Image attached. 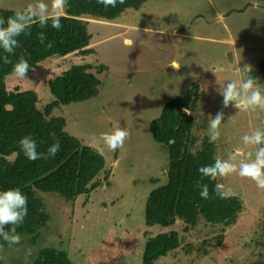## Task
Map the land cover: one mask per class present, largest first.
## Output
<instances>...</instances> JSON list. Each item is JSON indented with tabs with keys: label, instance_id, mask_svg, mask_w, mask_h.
<instances>
[{
	"label": "rangeland",
	"instance_id": "rangeland-1",
	"mask_svg": "<svg viewBox=\"0 0 264 264\" xmlns=\"http://www.w3.org/2000/svg\"><path fill=\"white\" fill-rule=\"evenodd\" d=\"M43 2L51 13V2ZM35 3L37 0H0V9L23 11ZM222 10L233 15L230 27L236 43L224 28ZM172 30L183 34L174 37L177 45ZM89 31L95 53L48 60L25 79L12 74L7 81L9 87L17 83L34 88L46 104L53 98L50 79L74 64L93 65L90 71L101 80L99 94L63 105L57 113L66 117L72 135L104 155L106 167L98 178L102 184L72 202L55 193L39 192L50 220L35 242L25 235L20 246L0 247V261L5 264H33L44 247L66 251L74 264H143L146 240L161 228L145 223L147 198L151 190L167 182L169 162L168 150L153 138L150 123L177 96L193 91L197 101L191 111L193 131L200 137L209 135V121L223 112L217 140L221 159L229 160L237 148L244 155L232 162L238 165L241 160L255 159L259 146L244 145L243 137L257 129L264 131V110L224 107L221 91L231 81L242 83L251 78L264 95V77L252 72L264 58V0H150L140 10H128L116 22L90 19ZM127 34L132 45L125 42ZM208 36L226 37L228 51ZM169 43L170 56L175 51L181 64L178 71L167 61L166 65L160 63L153 52ZM233 48L239 56L233 55ZM117 127L129 136L113 152L100 136ZM223 179L226 188L241 196L247 207L237 223L226 227L201 218L184 231L186 224L178 221L181 248L156 264H250L264 255V190L238 172Z\"/></svg>",
	"mask_w": 264,
	"mask_h": 264
},
{
	"label": "trees",
	"instance_id": "trees-1",
	"mask_svg": "<svg viewBox=\"0 0 264 264\" xmlns=\"http://www.w3.org/2000/svg\"><path fill=\"white\" fill-rule=\"evenodd\" d=\"M148 1L125 0L124 4L105 9L96 0H68V6L60 14L62 27L59 30L51 27L50 20L45 28L33 23L16 38L18 46L13 54L0 48V191L19 189L28 201L27 216L16 228L20 243L10 246L0 238V247L20 246L25 235L36 241L51 217L39 192L55 193L72 202L101 186L98 178L106 167L104 155L72 135L67 130L66 117L57 113L63 105L85 101L99 94L101 80L90 71L93 65L74 64L50 79L48 86L53 98L46 104H42L41 94L34 88L17 83L9 87L7 77L13 74V65L23 58L29 64L27 73H32L48 60L75 53H95L90 47L93 38L89 31L90 19L116 22L128 10H140ZM239 11L244 12L245 9ZM15 12L0 9L4 26L7 18L14 16ZM41 32L45 36L43 44L38 39ZM49 44L51 47H48ZM5 56L10 63H4ZM252 72L264 77V58ZM196 102L193 91L177 96L167 102L160 116L150 123L153 138L168 150L169 162L167 182L151 190L147 198L145 223L161 228L147 238L143 264H156L160 259L178 252L182 243L178 221L186 224L184 231L197 225L201 218L212 225L230 227L237 223L239 215L247 208L241 196L233 192L227 199L215 195L214 184L225 185V179H201L198 169L221 158L218 156L217 141L210 143L209 135L200 137L193 131L195 118L185 109L194 111ZM53 132L60 144V150L54 157L31 161L20 150L18 142L28 136L37 143L38 152L47 154L54 143ZM198 183L208 185V199L200 196ZM0 264L5 263L0 261ZM33 264L74 263L66 251L44 247L39 250ZM250 264H264V255Z\"/></svg>",
	"mask_w": 264,
	"mask_h": 264
},
{
	"label": "clouds",
	"instance_id": "clouds-1",
	"mask_svg": "<svg viewBox=\"0 0 264 264\" xmlns=\"http://www.w3.org/2000/svg\"><path fill=\"white\" fill-rule=\"evenodd\" d=\"M98 5L105 9L111 7L115 8L117 4H124L125 0H96ZM68 6V0H51L52 12H49L48 4L43 0H37V3L29 4L23 11H16L14 16L8 17L6 21L0 19V48L5 53L13 54L15 48L18 46L17 37L25 33L26 28H30L33 23H38L41 28L48 26L49 20L51 27L59 30L61 24V10ZM40 43H44L45 36L41 32L38 34ZM131 44V41H128ZM48 47H51L49 44ZM4 63H10L7 56L4 58ZM169 67L174 70H179L181 65L173 61ZM30 70L28 62L21 58L13 65V74L25 79L27 72ZM224 97L223 106H234L238 110H255L257 107L264 110V95L261 94L258 87H256L253 79L249 78L242 83L231 81L221 91ZM189 115L192 112L185 109ZM223 120V112H218L209 121V142L214 143L218 140L220 132L219 126ZM51 136L54 143L48 148L47 154L37 151V143L28 136L23 137L19 142V148L28 160L36 161L38 159H48L54 157L60 150V144L56 140V134L53 132ZM129 133L119 127L114 132L102 133L100 140L109 151H116L123 147L125 140ZM174 141H170L172 143ZM244 145L259 146L255 152V159L247 162L241 160L239 164L234 163L237 156H242L244 153L240 148L235 150L229 160L215 159L213 164L201 166L198 171L201 174V179H208L210 181H217L218 178H225L233 173H237L241 178H249L256 183L258 189L264 190V131L259 129L253 131L251 135L243 137ZM251 156V152L248 153ZM201 191L200 196L204 199L209 198V189L207 184L197 185ZM214 193L220 199H227L232 195L230 189H226L223 183L214 184ZM27 196L19 189H8L0 191V238L10 246L20 243V236L16 234V228L20 226L27 216ZM11 226L9 230H6Z\"/></svg>",
	"mask_w": 264,
	"mask_h": 264
},
{
	"label": "crops",
	"instance_id": "crops-1",
	"mask_svg": "<svg viewBox=\"0 0 264 264\" xmlns=\"http://www.w3.org/2000/svg\"><path fill=\"white\" fill-rule=\"evenodd\" d=\"M231 10H233V9H231ZM230 10V11H231ZM243 13V12H242ZM219 15L221 16V17H223L224 19H223V23H224V28H225V30H226V32H231L230 33V35H231V40H232V42H234V43H236L233 39V34H232V32L234 31L231 27H230V24H231V22H230V19H233L232 17H233V15H231V12H226V11H220L219 12ZM238 17H240V16H238ZM230 22V23H229ZM125 26V25H124ZM123 26V27H124ZM172 40L175 42V38L177 37V39L178 38H182V36H183V34L180 32V30H172ZM175 37V38H174ZM124 38H125V42L126 43H128V41H131L132 43H133V39L131 38V37H129L128 36V34H127V36H124ZM208 40H212L213 42H215V43H221V47H222V45L224 46L225 45V49L227 50V45H228V43H227V38L226 37H221L220 38V40H217V39H215V38H211V37H206ZM132 43L130 44V45H132ZM129 44V43H128ZM160 44H162V43H160ZM175 45H177V43L175 42ZM173 48H174V46H173ZM170 43L168 44V46H159L158 47V49H154L153 50V52H154V55L160 60V63H164L165 65H166V61H167V64L169 65V64H171L173 61H176L177 63H179L180 64V62H179V58H177V57H175L174 56V53H175V51H173V54L170 56ZM156 50V51H155ZM228 51V50H227ZM227 51H226V53H227ZM238 50L236 49V50H234V48H233V55L234 56H239L238 55V52H237ZM155 57V58H156ZM169 61V62H168ZM181 65V64H180ZM180 69H181V67H180ZM179 69V70H180ZM216 70V69H215ZM217 73H218V71H216Z\"/></svg>",
	"mask_w": 264,
	"mask_h": 264
}]
</instances>
